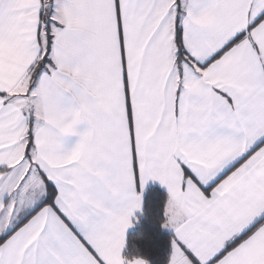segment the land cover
<instances>
[{
  "label": "snow or ice",
  "instance_id": "snow-or-ice-1",
  "mask_svg": "<svg viewBox=\"0 0 264 264\" xmlns=\"http://www.w3.org/2000/svg\"><path fill=\"white\" fill-rule=\"evenodd\" d=\"M0 264H264V0H0Z\"/></svg>",
  "mask_w": 264,
  "mask_h": 264
},
{
  "label": "trees",
  "instance_id": "trees-1",
  "mask_svg": "<svg viewBox=\"0 0 264 264\" xmlns=\"http://www.w3.org/2000/svg\"><path fill=\"white\" fill-rule=\"evenodd\" d=\"M164 195L163 189L159 186H151L147 194L148 207L152 208ZM141 236L143 239L138 240ZM129 239L131 242L140 243L146 251H154L158 244L168 239V235L159 231L149 217L145 218L139 226L130 232Z\"/></svg>",
  "mask_w": 264,
  "mask_h": 264
},
{
  "label": "crops",
  "instance_id": "crops-1",
  "mask_svg": "<svg viewBox=\"0 0 264 264\" xmlns=\"http://www.w3.org/2000/svg\"><path fill=\"white\" fill-rule=\"evenodd\" d=\"M151 186H159V185H158V184H150V185H149V188H150ZM159 187H160V186H159ZM131 231H132V230H131ZM131 231H130V232H131ZM129 234H130V233H129Z\"/></svg>",
  "mask_w": 264,
  "mask_h": 264
}]
</instances>
